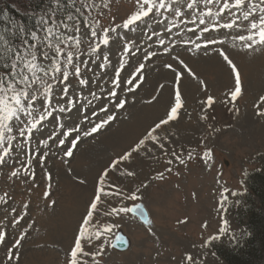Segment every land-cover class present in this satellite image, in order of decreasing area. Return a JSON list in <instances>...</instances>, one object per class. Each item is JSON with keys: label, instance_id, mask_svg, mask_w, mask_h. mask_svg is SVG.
Wrapping results in <instances>:
<instances>
[{"label": "rangeland", "instance_id": "1", "mask_svg": "<svg viewBox=\"0 0 264 264\" xmlns=\"http://www.w3.org/2000/svg\"><path fill=\"white\" fill-rule=\"evenodd\" d=\"M95 2L106 3L107 7H97L85 15L95 17L105 28L122 24L138 4V0ZM181 4L182 11L189 15L183 16L185 23L178 28L169 23L170 33L164 34L163 25L137 24L131 30L118 29L137 43L139 51L133 49L132 57L123 54L128 64L120 67L117 60L122 42L119 38L110 41L107 50L112 64L120 68V77L108 65L103 70L98 64L92 66L94 72L102 74L98 81L90 79L88 90L95 91L101 100L81 108L79 114L69 105L73 118L78 117L80 131L88 130L92 126L89 119L99 122L105 118L99 109L107 105L111 79H119L117 92L124 90L126 105L124 109L108 105V114L117 116L114 121L82 137L70 157L53 144L54 152L46 158L45 170L37 168L34 180H9L7 174H0V195L8 192L11 196L7 204H0V231L6 233L0 243V264H69L76 237H80L82 252L88 253L78 255L81 264H226L209 248L243 246L250 232L246 194L254 187L264 201L260 181V175H264V46L244 47L238 37L247 34L243 31L246 22L232 29L209 24L210 32H201L199 21L188 22L193 10L184 0ZM75 7L84 11L80 0H75ZM211 7L217 11L216 6ZM201 10L206 11L202 2L195 11ZM70 13L76 15L69 0H46L37 13L34 32L42 39L45 32L41 18L53 26ZM224 15L218 24L230 21ZM165 16L177 23L181 20L168 13ZM81 28L87 30L83 21ZM153 30L161 33L164 46L155 36L148 39ZM184 39L192 42L185 44ZM209 39L217 43L208 44ZM177 40L178 44L172 43ZM153 52L155 56L150 55ZM82 58L87 60V55ZM141 63L144 68L135 72ZM237 73L241 91L233 99ZM135 76L139 79L128 85L126 81ZM129 86L133 92L126 91ZM176 91L181 93V105L176 117L168 120ZM209 97L211 105L207 104ZM92 111H97L99 117L92 116ZM54 115L55 122L51 117L44 122V138L49 134L55 138L62 131L55 126L63 122L61 114ZM68 115L64 113L63 118ZM165 120L167 123L162 122ZM76 135L71 132L60 147H71L70 141ZM141 140L144 143L137 147ZM125 154H129L128 159L121 160ZM132 195L137 198H127ZM254 202V210L264 215V204L256 197ZM137 205L147 213L145 222L132 217L130 211H112ZM25 212L27 215L21 219ZM13 219L19 223L12 226ZM116 231L123 232L130 241L125 253L110 248ZM16 240H20L19 246ZM252 258L263 262L264 253L257 251Z\"/></svg>", "mask_w": 264, "mask_h": 264}, {"label": "snow or ice", "instance_id": "2", "mask_svg": "<svg viewBox=\"0 0 264 264\" xmlns=\"http://www.w3.org/2000/svg\"><path fill=\"white\" fill-rule=\"evenodd\" d=\"M69 2L73 5L76 15L70 13L64 21L58 24L54 22L53 26H49L47 19L41 18L45 36L41 39L36 32H32L30 35L35 42L29 43L28 40H25L23 49L18 50L10 46L3 37H0V61H2L0 63V174H7L9 180H34L37 168L41 172L45 170L46 158L54 152L53 144H56L60 151H64L65 155L70 157L82 137H89L97 133L117 118L114 114H108V105H114L117 109L125 108L126 99L122 98L124 90H121L120 94L117 92V89L121 87V81L109 77L113 87L107 92V105H103L99 109L100 112L106 114L105 118L99 119L97 122L84 117V119H89V124L92 126L81 132L80 128L77 127L78 117L74 119L72 112L69 111V105H71L73 106L72 111L79 114L81 108H88L93 105L94 101L101 100V96L95 91L88 90L90 79L93 82L98 81L102 74L94 72L92 66L98 64L99 68L103 70L108 65L109 70L114 72L117 78L120 77V68L112 64L111 54L107 50L110 47V41L119 38L122 42V52L118 53L117 60L120 67L128 64V61L123 59V54L132 57L134 56L133 49L139 51L137 43L127 39L123 32L118 31V29L131 30L137 24L163 25V32L167 34L172 31V28H178L180 24L185 23L183 16L189 15L182 11L181 0H138L135 10L125 18L122 24L105 28L99 24L95 17L86 16L85 12L90 13L100 6L107 7L106 3L97 5L95 0H80L84 9L82 11L81 7H75V0H69ZM201 2L206 11L196 12L195 9L199 7ZM184 3L188 9L193 10L191 13L193 18L188 22L195 24L199 21L197 27L200 28L201 32L209 33V24L213 28L232 29L234 27L240 28L246 22L243 31L247 34L238 37L244 47L252 49L257 45L264 46V0H192L191 3L184 0ZM211 6H216L217 11L213 12ZM165 13L172 17H181L180 22L177 23L174 19L168 20ZM225 13L231 18L230 21H226L222 25L218 24L219 19H225ZM151 17H159L160 19L150 21L149 18ZM81 21L86 26V31H82ZM169 23H171L172 28L168 27ZM188 31L192 32V29H188ZM153 36L157 38L159 45H165V40L159 31L153 30L148 35V39L151 40ZM179 42L177 40L172 43L178 44ZM183 42L188 44L192 41L184 39ZM207 43L215 44L217 41L209 39ZM195 47L199 49L201 45L197 43ZM206 48L207 46H205V50ZM164 50L167 52L168 48L165 47ZM85 54L87 60L82 58ZM220 54L224 55L223 52ZM150 55L155 56L156 53L153 52ZM224 59L227 60L228 57L224 56ZM167 67H171V65H167ZM143 68L144 65L141 63L134 71L139 72ZM233 71L235 72V66H233ZM129 75L131 76L133 73L130 72ZM137 79L139 76H135V79H128L126 83L134 85ZM107 82L105 81V83ZM235 84V90L232 93L233 99L241 91L238 73ZM70 89L71 91H69ZM133 90L131 86L126 89L129 93ZM85 92L87 95H81ZM81 100L85 103H81ZM212 102V98L209 97L207 104L211 105ZM180 105L181 93L176 91L175 106L171 107L168 120L176 117ZM56 112L61 114L63 122L55 126H58L62 131L55 138L51 134L44 138L41 131L44 122H48L50 117L55 122L54 113ZM64 113L69 114L66 119L63 118ZM92 116L99 117V113L92 111ZM162 122L167 123L166 120ZM66 127L69 131H63ZM155 127L159 128L160 124ZM37 132L41 133L39 137L36 135ZM71 132H76L77 135L70 141L71 147L65 150L60 146L65 145V141ZM60 136H63L64 139L59 138ZM152 138L153 140L156 139V137ZM33 140L36 141L35 144L32 143ZM143 143L144 141L141 140L137 147ZM160 146L163 147V145ZM172 155L175 157L176 153L173 152ZM128 156L129 154H125L120 159L127 160ZM179 162L184 163L183 160ZM127 198L135 200L137 197L132 195ZM9 200H11V196L8 192L0 195V204H7ZM91 207L94 209L96 204L93 203ZM24 208L27 209L28 205H24ZM139 208L140 206L137 205V209ZM12 211L16 212V209L12 208ZM112 211L119 214L131 211V209L114 208ZM23 215H27V213H22L21 219ZM17 223L19 220H12V226ZM4 227H8V225L5 224ZM96 235L99 237V233ZM5 237L6 233L0 231V243L4 242ZM119 242L120 244L126 243L123 237L119 238ZM15 243L19 246L20 240H16ZM100 252H103V248L100 249ZM99 254L96 253L95 255ZM78 255H88V253L82 252L80 237L75 239L69 264H81ZM9 258H11V254ZM96 264H99V261H96Z\"/></svg>", "mask_w": 264, "mask_h": 264}, {"label": "trees", "instance_id": "3", "mask_svg": "<svg viewBox=\"0 0 264 264\" xmlns=\"http://www.w3.org/2000/svg\"><path fill=\"white\" fill-rule=\"evenodd\" d=\"M0 37H3L8 44L16 49L25 47L24 41L32 43L31 33L36 29V17L46 0H0ZM2 63V61H0ZM262 188H264V175H260ZM249 204L247 207L249 234L243 242V248L238 246H216L209 248L215 256L223 260L226 264H264L254 262L253 254L264 253V215L254 210V198H258L261 203L264 201L261 193L254 187L250 188L246 194ZM264 207V205H263ZM247 211V210H246ZM258 222H262L259 224Z\"/></svg>", "mask_w": 264, "mask_h": 264}, {"label": "water", "instance_id": "4", "mask_svg": "<svg viewBox=\"0 0 264 264\" xmlns=\"http://www.w3.org/2000/svg\"><path fill=\"white\" fill-rule=\"evenodd\" d=\"M132 213H133V215L137 216L140 220H145L146 219V214H145L144 210L141 209V208L137 209V207H134L132 209ZM120 237H123L124 240L126 241V243L120 244V242H119V238ZM110 247L114 251L122 253V252H125V251H127L129 249L130 242L127 239V237L121 231H118L115 234L114 239H113Z\"/></svg>", "mask_w": 264, "mask_h": 264}, {"label": "bare ground", "instance_id": "5", "mask_svg": "<svg viewBox=\"0 0 264 264\" xmlns=\"http://www.w3.org/2000/svg\"><path fill=\"white\" fill-rule=\"evenodd\" d=\"M116 253H118V254H122V253H119V252H116Z\"/></svg>", "mask_w": 264, "mask_h": 264}]
</instances>
